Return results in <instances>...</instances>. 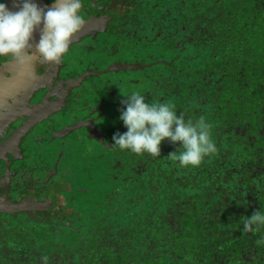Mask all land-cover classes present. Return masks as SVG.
I'll list each match as a JSON object with an SVG mask.
<instances>
[{
	"label": "trees",
	"instance_id": "obj_1",
	"mask_svg": "<svg viewBox=\"0 0 264 264\" xmlns=\"http://www.w3.org/2000/svg\"><path fill=\"white\" fill-rule=\"evenodd\" d=\"M140 2L125 9L147 29L154 20L155 36L125 38L130 57L105 66L117 88L107 139L76 134L36 207L0 213V264H264V228L243 231L264 211V0ZM132 91L203 117L216 151L182 167L168 138L155 158L112 146Z\"/></svg>",
	"mask_w": 264,
	"mask_h": 264
},
{
	"label": "flooded vegetation",
	"instance_id": "obj_2",
	"mask_svg": "<svg viewBox=\"0 0 264 264\" xmlns=\"http://www.w3.org/2000/svg\"><path fill=\"white\" fill-rule=\"evenodd\" d=\"M4 2L11 10H17L13 8L16 0ZM81 2L84 20L81 29L87 30L74 38L61 63H50L37 56L31 63L21 65L11 56L0 57L1 205L17 204L13 201L21 198L18 203L26 202L35 208L33 202L39 196L36 188L47 185L50 190V180L64 170L65 147L72 143L76 134L86 136L84 132H88L89 138H95L93 135L101 132L107 139L103 119L110 108L116 106L109 94L117 88L113 78L105 75V66L112 63L111 69L118 71L121 68L124 56L119 50L120 46L124 47L125 38H128L130 48L135 38L138 41L146 39L145 42L147 37L154 39L155 21H149L151 28L147 29L146 19H136L132 23L130 13L125 9L136 5L139 8L140 0ZM36 3L45 10L53 7V0H36ZM142 10L139 11L140 18L149 15ZM132 24H142L143 29L135 30ZM41 29L34 32L39 38ZM144 63L138 61L136 66ZM120 79L121 76L117 81ZM55 106L62 109L60 117L66 114L74 119L58 125L57 117L53 115ZM35 118L31 128L22 129ZM45 120L51 121L50 124L38 130V124ZM18 133L19 139L13 140Z\"/></svg>",
	"mask_w": 264,
	"mask_h": 264
},
{
	"label": "clouds",
	"instance_id": "obj_3",
	"mask_svg": "<svg viewBox=\"0 0 264 264\" xmlns=\"http://www.w3.org/2000/svg\"><path fill=\"white\" fill-rule=\"evenodd\" d=\"M15 8L11 10L0 0V57L11 56L21 65L31 63L37 56L50 63H61L84 23L81 0H53V7L47 10L36 0H16ZM37 29H41L38 42L34 41ZM123 95L127 99L122 101L126 107L120 119L127 131L114 134L112 146L155 158L160 156L162 141L168 138L182 148L178 156L175 152L169 154L182 167L199 166L204 157L216 151L211 126L203 117L195 122L186 120L171 103H149L138 91ZM261 228H264V211L255 210L244 221L243 231ZM257 244H264V236Z\"/></svg>",
	"mask_w": 264,
	"mask_h": 264
},
{
	"label": "rangeland",
	"instance_id": "obj_4",
	"mask_svg": "<svg viewBox=\"0 0 264 264\" xmlns=\"http://www.w3.org/2000/svg\"><path fill=\"white\" fill-rule=\"evenodd\" d=\"M15 5V4H14ZM13 8L15 9V6H13ZM111 38H113L114 39V36H111ZM39 39V37L37 36V34H35L34 33V41H36V42H38L37 40ZM155 43V42H154ZM139 45H141V44H139ZM142 48L143 49H146V45L145 44H143L142 45ZM129 49H127L126 47H125V45H124V47H121L120 46V50L119 51H125V54L127 55V51H128ZM130 54H132V53H130L129 51H128V56L130 57ZM100 57H104L103 55H101ZM132 57V56H131ZM121 74H124V71H121L120 73H118V76H120ZM108 75H110V74H108ZM135 86H137L138 87V85H135ZM132 86H130V88H131ZM53 105V104H52ZM56 108V106H55V109H54V114L53 115H55L56 117H57V120H56V122L58 123V125H60L61 124V122L62 121H64V122H66V123H69L70 121H71V119H74V116H72V115H66V114H62L63 116H61L60 117V115H61V112H62V109H57ZM56 113H58V114H56ZM77 113V112H76ZM109 119V120H108ZM112 119V117L111 116H108L107 114H106V117H105V119L103 120V121H110ZM50 122L51 121H48V120H45V121H41L39 124H38V130H42V129H44V127L45 126H47L48 124H50ZM61 127V126H60ZM34 135L35 134H33V138H34ZM72 139H74V138H72ZM90 146H92L91 144H90Z\"/></svg>",
	"mask_w": 264,
	"mask_h": 264
},
{
	"label": "water",
	"instance_id": "obj_5",
	"mask_svg": "<svg viewBox=\"0 0 264 264\" xmlns=\"http://www.w3.org/2000/svg\"><path fill=\"white\" fill-rule=\"evenodd\" d=\"M87 28H84V29H81V31H79L74 37H73V40L74 41V38L77 37L78 34H82L84 33V31H86ZM37 120V118L35 119H32L31 122H29L27 125H25L22 129L23 130H28L29 128H31L32 124ZM20 137V133H18L17 135H15V137L13 138V140H17L19 139ZM32 208L31 205H28L26 202H22V203H17V204H11V205H1L0 204V211H5V212H17V211H23L27 208Z\"/></svg>",
	"mask_w": 264,
	"mask_h": 264
}]
</instances>
